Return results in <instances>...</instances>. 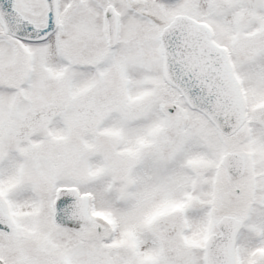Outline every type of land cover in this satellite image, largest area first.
<instances>
[{"label": "snow or ice", "instance_id": "1", "mask_svg": "<svg viewBox=\"0 0 264 264\" xmlns=\"http://www.w3.org/2000/svg\"><path fill=\"white\" fill-rule=\"evenodd\" d=\"M0 264H264V0H0Z\"/></svg>", "mask_w": 264, "mask_h": 264}]
</instances>
